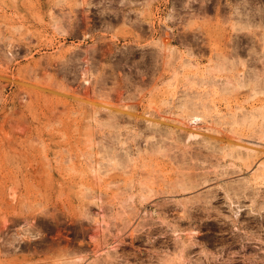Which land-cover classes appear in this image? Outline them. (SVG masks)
<instances>
[{"label": "rangeland", "instance_id": "1", "mask_svg": "<svg viewBox=\"0 0 264 264\" xmlns=\"http://www.w3.org/2000/svg\"><path fill=\"white\" fill-rule=\"evenodd\" d=\"M0 264H264V0H0Z\"/></svg>", "mask_w": 264, "mask_h": 264}]
</instances>
